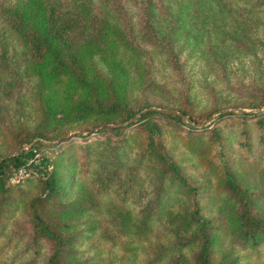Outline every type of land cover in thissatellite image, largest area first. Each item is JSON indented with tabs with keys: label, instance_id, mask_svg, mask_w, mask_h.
I'll return each instance as SVG.
<instances>
[{
	"label": "rangeland",
	"instance_id": "374dc122",
	"mask_svg": "<svg viewBox=\"0 0 264 264\" xmlns=\"http://www.w3.org/2000/svg\"><path fill=\"white\" fill-rule=\"evenodd\" d=\"M103 3L141 49L130 108L185 117L136 113L118 131H96L95 119L49 126L28 177H6L0 190V264H49L53 246L34 238L33 209L70 238L59 264H194L200 220L211 227V264H264V236L239 232L233 222L244 210L223 185L227 170L249 194L250 214L264 220V123H256L264 120V0ZM27 65L0 19V159L27 148L36 138L19 140L41 124ZM145 122L156 124L154 142L178 176L149 152Z\"/></svg>",
	"mask_w": 264,
	"mask_h": 264
},
{
	"label": "trees",
	"instance_id": "16d2710c",
	"mask_svg": "<svg viewBox=\"0 0 264 264\" xmlns=\"http://www.w3.org/2000/svg\"><path fill=\"white\" fill-rule=\"evenodd\" d=\"M103 4V0H15L0 6V19L17 36L28 54L27 71L35 79L34 94L42 112L41 124L18 144L22 146L36 139L22 152L0 159L1 191L5 192L3 186L10 169L23 164L33 156V151H38V145H45V141L50 140L47 129L51 125L95 119L99 124L96 131H118L122 127L120 122H127L136 113L140 114L139 118L161 115L181 122L178 115L158 111L169 109L130 108V85L133 87V81L142 82L137 73L144 70L143 62L138 63L141 49L114 21L111 7L102 9ZM95 62L102 65L104 73ZM175 112L186 114L182 110ZM248 114L242 113L243 116ZM256 123L262 126L264 120L257 119ZM144 125L148 127L150 137L146 146L149 152L178 176L176 164L168 160L154 142L153 136L158 131L156 124L145 122ZM223 174L225 189L244 210L240 219L233 222L236 228L245 234V238L255 239L258 233L264 236V220L249 212V194L230 172L225 170ZM44 185L53 191L54 179L49 176ZM32 218L34 238H44L52 243L49 264H59L61 254L72 250L69 236L46 223L34 209ZM200 222L196 235L199 248L194 264H211V227L204 220Z\"/></svg>",
	"mask_w": 264,
	"mask_h": 264
},
{
	"label": "built area",
	"instance_id": "2783aa9c",
	"mask_svg": "<svg viewBox=\"0 0 264 264\" xmlns=\"http://www.w3.org/2000/svg\"><path fill=\"white\" fill-rule=\"evenodd\" d=\"M33 156L28 157L25 162L17 167H13L10 169L7 175V182L10 184H18L23 182L29 175V167L36 164L40 159L39 153L37 151H33Z\"/></svg>",
	"mask_w": 264,
	"mask_h": 264
},
{
	"label": "water",
	"instance_id": "95a60500",
	"mask_svg": "<svg viewBox=\"0 0 264 264\" xmlns=\"http://www.w3.org/2000/svg\"><path fill=\"white\" fill-rule=\"evenodd\" d=\"M158 110V109H157ZM158 111H161V112H163V113H166V114H172V115H178L181 119H183L185 116L184 115H182V114H180V113H178V112H175V111H169V110H158ZM134 120V117H132V118H130L126 123H130L131 121H133ZM125 123V124H126ZM30 145V144H29ZM19 153V150L16 152V153H12V154H10L9 156H13V155H16V154H18Z\"/></svg>",
	"mask_w": 264,
	"mask_h": 264
}]
</instances>
